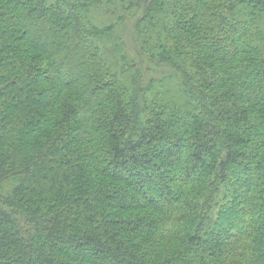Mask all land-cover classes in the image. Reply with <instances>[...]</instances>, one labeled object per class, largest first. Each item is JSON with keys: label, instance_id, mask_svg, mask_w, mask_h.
Returning a JSON list of instances; mask_svg holds the SVG:
<instances>
[{"label": "trees", "instance_id": "obj_1", "mask_svg": "<svg viewBox=\"0 0 264 264\" xmlns=\"http://www.w3.org/2000/svg\"><path fill=\"white\" fill-rule=\"evenodd\" d=\"M263 130L264 0H0V264H264Z\"/></svg>", "mask_w": 264, "mask_h": 264}, {"label": "rangeland", "instance_id": "obj_2", "mask_svg": "<svg viewBox=\"0 0 264 264\" xmlns=\"http://www.w3.org/2000/svg\"><path fill=\"white\" fill-rule=\"evenodd\" d=\"M17 33V30H14V33ZM79 55L81 56V54L79 53ZM81 59V58H80ZM250 80V82H252V84L254 83V81H255V77L254 76H252V78H250L249 79ZM264 131V130H263ZM235 140L233 139V142H234ZM248 141H249V139L248 140H246V139H244V140H242V143H241V145H245V144H247L248 143ZM236 142V141H235ZM166 156L168 155V153H166L165 154ZM163 157H164V155H163ZM165 176H167V173L165 174ZM130 179V181H131V178H129ZM148 197H151L152 196V193L151 192H149L148 193V195H147ZM61 246H63V245H61ZM79 256H82L81 254H79ZM108 264H115V262H113L112 260H111V258H110V261H109V263Z\"/></svg>", "mask_w": 264, "mask_h": 264}]
</instances>
